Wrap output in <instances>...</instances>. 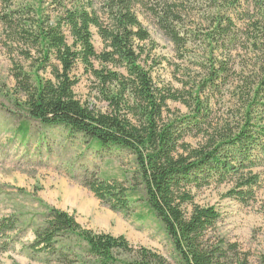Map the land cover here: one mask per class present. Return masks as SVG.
Here are the masks:
<instances>
[{"label":"rangeland","instance_id":"obj_1","mask_svg":"<svg viewBox=\"0 0 264 264\" xmlns=\"http://www.w3.org/2000/svg\"><path fill=\"white\" fill-rule=\"evenodd\" d=\"M141 2L133 12L151 41L141 44L144 55L134 66L147 71L163 95L170 92L181 97L165 102L157 126L173 128L175 157L184 154L185 148H205L218 154L212 162L218 164L215 169L207 173L204 167L203 173L196 174L199 181L181 184L182 192L190 197L182 209L213 207L220 218L208 232L212 241L236 244L238 252L248 254V264H261L264 91L256 93L264 80V36L257 41L256 32L264 30V0H177L175 7L168 9L157 0ZM65 7L93 13L104 25L110 21L104 0H0V19L5 15L13 22L6 30L0 22V222L12 220L15 226L0 242V264H94L84 250L69 249L68 243L56 244L55 253H40L32 247L35 231L51 208L68 213L93 233L124 237L134 251L145 248L166 264H180L163 226L145 206L142 193L129 199L126 211H114L85 186V182L98 179L127 188L126 181L137 168L131 153L116 148L97 152L79 134L33 121H29L26 136L17 133L24 120L17 102H25L26 96L16 89L13 76L16 68L32 75L37 64L20 55L26 48L24 39L7 40L24 20L35 24L40 16L44 23L54 24ZM253 26L260 30L255 32ZM62 31L71 45L70 32L65 26ZM90 31L98 56L91 61L90 70L128 78L130 63L103 41L96 28L90 27ZM31 54L39 58L35 51ZM85 70L77 64L73 71L79 80L73 89L76 98L97 111L108 112L97 92L98 81ZM39 76L50 78L47 71H40ZM68 237L85 248L76 235ZM119 257L127 260L125 255Z\"/></svg>","mask_w":264,"mask_h":264},{"label":"trees","instance_id":"obj_2","mask_svg":"<svg viewBox=\"0 0 264 264\" xmlns=\"http://www.w3.org/2000/svg\"><path fill=\"white\" fill-rule=\"evenodd\" d=\"M157 1L162 8L168 9V6L174 8L177 0ZM140 4L141 0H104L110 20L108 25L102 24L93 13L65 7L59 20L52 25L44 23L38 16L35 24L24 20L15 26L12 39L7 41L14 42L15 37L24 39L22 44L26 48L20 55L31 60L33 65L37 64L32 75L16 68L13 76L16 89L26 96L25 102H17L24 118L17 133L26 136L30 129L29 121H33L79 134L95 146L97 152L111 148L126 150L133 155L137 167L134 176L126 181L127 188L105 180L85 182L100 202L114 211H126L129 199L137 192L142 193L145 206L163 226L180 264H248V254L238 252L236 244L223 240L214 243L208 236L220 218L213 207L193 206L189 212L182 209L185 203L190 202V197L182 192L181 184L197 181L196 174L203 173L204 167H207V173L215 169L218 164L212 162L218 154L205 148H202L203 151L185 148L184 154L175 157L173 153H178L173 128L157 126L165 102L178 101L181 97L170 92L167 96L163 95L153 85L150 74L134 66L144 55L141 44L151 41L133 12L134 6ZM0 22L5 30L13 24L5 15ZM63 26L70 32L71 45L62 31ZM90 27L96 28L103 41L133 66H129L128 78L115 72L103 74L90 70L91 61L98 59L91 44ZM252 29L260 30L255 26ZM263 31L256 32L257 41H262ZM32 51L39 58L35 59ZM77 64H81L84 70L88 69L98 81L97 92L101 101L107 103L108 112L97 111L76 98L73 89L79 80L73 71ZM40 71H47L50 78L42 79ZM260 91H264V80L256 94L259 95ZM122 111L127 113L122 114ZM128 114L138 121L137 124L132 123ZM237 143L242 145V139H238ZM13 230L14 221H1L0 242ZM69 235H76L84 242L85 248L72 243ZM61 242L68 243L69 249L84 250L94 259V264H166L159 255L145 248L134 251L122 236L93 233L84 229L68 213L48 209L43 225L35 231L32 247L40 253H55L56 244ZM121 255H125L127 260L119 259ZM261 264H264V256Z\"/></svg>","mask_w":264,"mask_h":264}]
</instances>
